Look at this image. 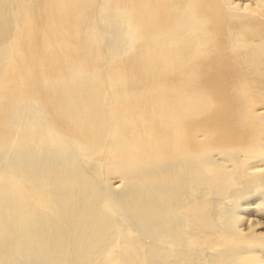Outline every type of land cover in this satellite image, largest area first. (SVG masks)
<instances>
[{
    "label": "bare ground",
    "instance_id": "6f19581e",
    "mask_svg": "<svg viewBox=\"0 0 264 264\" xmlns=\"http://www.w3.org/2000/svg\"><path fill=\"white\" fill-rule=\"evenodd\" d=\"M255 198L264 0H0V264H261Z\"/></svg>",
    "mask_w": 264,
    "mask_h": 264
},
{
    "label": "rangeland",
    "instance_id": "374dc122",
    "mask_svg": "<svg viewBox=\"0 0 264 264\" xmlns=\"http://www.w3.org/2000/svg\"><path fill=\"white\" fill-rule=\"evenodd\" d=\"M115 181L116 180H114V179L113 180L112 179L110 180L111 186H114V185H117L118 184ZM255 203H259V199H256L255 198L254 200H248V201L241 202V204L235 208V210H234L235 211L234 216L235 217H239L241 223H246L245 222L246 221L245 219H251L255 223L257 221H259L260 223H264V210L261 213L258 212V211H255L257 213H260L259 214L260 217H258V218H256L253 214L249 215V213H246V211L243 210L245 206H249V205L255 204ZM246 204H248V205H246ZM247 212H249V211H247ZM257 258H259L261 260V264H264V250H262L261 252L257 253Z\"/></svg>",
    "mask_w": 264,
    "mask_h": 264
}]
</instances>
